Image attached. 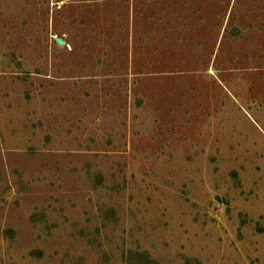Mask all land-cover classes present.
Listing matches in <instances>:
<instances>
[{
  "label": "rangeland",
  "instance_id": "1",
  "mask_svg": "<svg viewBox=\"0 0 264 264\" xmlns=\"http://www.w3.org/2000/svg\"><path fill=\"white\" fill-rule=\"evenodd\" d=\"M0 264H264V0H0Z\"/></svg>",
  "mask_w": 264,
  "mask_h": 264
},
{
  "label": "water",
  "instance_id": "2",
  "mask_svg": "<svg viewBox=\"0 0 264 264\" xmlns=\"http://www.w3.org/2000/svg\"><path fill=\"white\" fill-rule=\"evenodd\" d=\"M56 42H57L58 44H60V45H63V44L65 43L64 40L61 39V38H57V39H56Z\"/></svg>",
  "mask_w": 264,
  "mask_h": 264
},
{
  "label": "built area",
  "instance_id": "3",
  "mask_svg": "<svg viewBox=\"0 0 264 264\" xmlns=\"http://www.w3.org/2000/svg\"><path fill=\"white\" fill-rule=\"evenodd\" d=\"M57 39V37H55Z\"/></svg>",
  "mask_w": 264,
  "mask_h": 264
}]
</instances>
